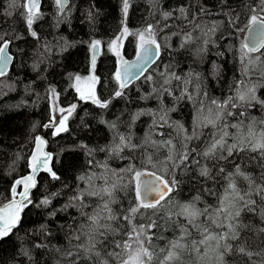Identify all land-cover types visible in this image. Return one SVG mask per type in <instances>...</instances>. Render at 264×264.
<instances>
[{"label":"trees","instance_id":"16d2710c","mask_svg":"<svg viewBox=\"0 0 264 264\" xmlns=\"http://www.w3.org/2000/svg\"><path fill=\"white\" fill-rule=\"evenodd\" d=\"M258 2L129 0L125 16L122 0H68L61 12L56 0H40L39 18L29 30L24 7L26 0H0V35L10 41L8 50L13 54L9 70L0 76V203L10 198L14 179L28 172V157L38 132L48 138L52 169L59 177L54 179L47 173L38 174L37 184L29 196L31 203L26 204L18 225L8 236L0 238V264H73V261L75 264H101L104 259L109 264H116L115 258L107 253L119 251L114 242L126 239L124 233L129 230L123 217L136 205L133 173L120 171L129 165L136 170L156 172L168 180L174 176L178 182L176 190L161 202L159 210L141 208L133 221L137 226H147L155 221L156 226L149 230V235L153 236L152 245L157 252L180 235L181 226L191 233L187 241L201 238L199 230L189 225L186 217L176 213L180 211V205L187 203H194L201 210L209 205L215 208L218 197L227 187L228 173L234 174L232 178L241 194L249 191V182L235 174L237 166L252 178L254 186L264 185V157L258 152L245 150L234 152L232 156H228L227 151L218 153L226 159L197 155L204 150L211 133L216 131L211 125L197 128L198 134H202L199 139L187 142L191 151L188 161L175 169L169 163L167 173L163 161L168 149L159 145L161 140L172 139L180 150L185 133L178 134L177 124L183 125L186 134L191 135L194 119L199 123L209 115V108L215 110L211 104L213 99L223 102L234 95L241 79L249 87L264 85L260 75L264 64L255 69L249 65V75L243 77L240 61L242 35L252 14L249 6L255 7ZM181 7L186 9V18L179 12ZM202 8L205 11L202 12ZM9 12L11 15L7 14ZM164 12H172V15L165 19ZM149 24L153 25L160 46L159 57L142 77L121 88L116 78L118 60L110 43L126 27L128 33L122 43L121 55L132 57L139 38L135 33L143 31ZM31 31L37 36L33 37ZM188 34L191 39H186ZM94 41H100L95 69V92L100 103L81 99L74 87L76 77L90 73ZM258 54L250 55L255 60ZM165 80L170 82L165 83ZM50 87L55 89L60 106L75 105L67 116L66 130L54 135H51L49 125ZM185 88L187 93L181 96ZM117 91L122 95L115 96ZM188 94L192 96L191 100ZM256 96L264 101V86L256 88ZM201 102L203 112L198 111ZM252 103L253 107L239 109L245 111L246 120L237 116L235 119L229 117L227 122L244 120L248 123L252 117L264 119L261 105ZM112 124L116 127L112 128ZM229 131L236 130L230 128ZM118 134L130 136L132 144L142 146L124 148L117 154L112 149L119 143ZM228 143H232L231 138ZM194 160L198 163H193ZM201 167L209 169L208 176L200 174ZM113 171L118 175L113 176ZM93 174L91 182L79 179ZM119 176H123V180H119L120 186L113 193L115 203L111 204L117 216L111 225L118 231L108 233L106 242L97 245L101 256L88 259L82 252L79 258L65 255L68 251L75 253L74 245L84 240L82 237L81 241H69L78 234L75 230L86 223L85 217L81 216V203L89 205L83 208L87 214H92L101 203L99 197L85 196L82 201L71 198L82 191H98L104 186L105 178L110 185L117 182ZM53 193L57 195L53 196ZM45 197L50 200L47 205L41 203ZM249 198L255 201L250 206L254 210L241 211L238 220L243 227L237 228V239L228 241L232 251L224 257L226 264H264V216L261 215L264 200L255 192L251 197H245ZM169 213H172L171 217ZM196 223L201 228L222 231L207 217L197 218ZM214 247L213 242L201 245L200 253L186 251L184 264H219ZM240 247L253 255L241 253Z\"/></svg>","mask_w":264,"mask_h":264},{"label":"snow or ice","instance_id":"6c2138e0","mask_svg":"<svg viewBox=\"0 0 264 264\" xmlns=\"http://www.w3.org/2000/svg\"><path fill=\"white\" fill-rule=\"evenodd\" d=\"M66 0H56V4L63 10ZM222 3H226V0H222ZM129 0H122V12L127 16L129 9ZM27 10L26 23L29 30L32 29V25L36 19L39 18L38 13V0H27V3L24 5ZM250 7L251 15L248 18V24L246 27L253 32L254 36H259L258 40H255L254 43L250 46L248 43H241L240 51V61L243 66L242 76L247 77L249 75V65H252L255 69L259 64H264V60L261 57H264V0H259L258 4L255 7ZM205 11V9H201ZM181 15L186 18V9L181 7L179 9ZM11 15V13H7ZM172 12H164L163 16L165 19L170 17ZM227 15V14H226ZM230 22L232 18L230 17ZM238 19V17H237ZM199 27V25H196ZM128 33L127 28L123 29L122 35ZM139 36V57L143 61H149L154 56L159 54V44L155 39V31L153 25L149 24L143 31L135 33ZM33 37L37 36L35 31H31ZM119 39V37L117 38ZM186 39H191L190 34L186 36ZM10 41L5 40L2 35H0V76L5 75L4 68L7 66V62L10 57L6 54V48ZM100 41L93 42V48L98 45ZM113 45L116 43L114 40ZM207 43V41L205 42ZM155 45V49H153ZM252 53H259L255 56V60L252 59ZM247 59V63L245 60ZM94 62V61H93ZM132 67L140 68L141 64L137 63ZM131 73L126 68L125 69V79L121 82L120 87H125L127 76ZM261 77L264 78V71L260 73ZM118 80L121 79L119 72L116 74ZM151 77H148L150 79ZM79 79V77H77ZM179 80L180 77H175ZM170 81L165 80V83ZM187 83V81H185ZM257 85L252 84L250 87L246 85L244 79H241L237 82L235 88V94L228 96L223 102H219L216 99L211 101V104L215 106V110L212 108L208 109L209 115L204 117L202 121L197 123L194 119V127L191 135L186 134V130L183 125L177 124L178 134L185 133L184 142L180 146V150L176 148V145L173 143L172 139L161 140L159 145L161 147H166L168 149V155L163 161L164 172L167 173L168 165L171 163L173 169L184 165L188 161L191 151L188 150V141H191L193 138L199 139L197 128L212 126L216 131L211 133V139L206 143L204 150L197 155L203 156L204 158L209 159H226L222 154L218 156V153L227 151L228 156H232L234 152H242L245 150H250L252 152H258L261 157H264V119H257L252 117L248 123H245L244 120H239L237 123L229 124L228 118L232 117L235 119L237 116L244 117L245 111H239V109H247L253 107V101L259 103L264 109V101H261L256 96ZM187 93V88L181 93V96H184ZM171 94V93H169ZM122 95V92L117 91L115 96L119 97ZM206 95V94H205ZM91 98V97H89ZM179 99V97L177 98ZM188 99H192V96L188 94ZM100 103L98 100L94 101ZM201 108L199 112H203V104L201 102ZM102 107H106L107 104H101ZM75 107L74 105L72 106ZM229 109H235L237 111H230ZM161 120L164 123H167L164 116H161ZM60 125L64 124V121L61 120ZM156 122L154 121V124ZM47 127V125H46ZM112 128H115L116 125L112 124ZM163 127V124H161ZM235 129V132H230L229 129ZM66 130L63 127L57 128V133L60 131ZM55 134V133H54ZM161 135H163L161 133ZM228 138L232 139V143H228ZM37 147L43 143V141L37 137ZM119 143L115 145L112 149L113 152L119 154L124 150V148L135 149L141 147L142 145H135L131 143V137L125 136L123 134H118ZM148 142L147 140L145 141ZM153 144H156V141H152ZM192 151H195L194 149ZM32 168L33 172L39 169L41 165L46 163V159H41L38 154H33L32 156ZM148 162H152L151 156L148 157ZM91 163V161H90ZM193 163H198V161H193ZM106 167V166H105ZM49 171H51L49 169ZM121 172L133 173V181L135 183V200L136 205L127 210V214L123 219L127 222L129 230L124 233L126 239L120 241H115L114 245L119 251H110L107 253L109 257H114L116 264H184L183 254L186 251H195L200 253L201 245H210L214 242L215 247L214 251L217 254V260L219 264H226L224 257L227 253L232 251V245L228 243L229 240L237 239L239 233L237 231L238 227H243L239 224V216L241 211L244 209L254 210L250 206L255 204V201L252 199H245V197H251L252 193L255 192L257 195H261V199L264 200V185H255L252 178L241 171L240 167L237 166L235 169V174L242 176L245 180L249 182V191L241 194L240 189L236 186L234 181L233 173H228L226 179L228 180L227 187L224 189L223 195L218 197V204L215 208L211 205L206 206L204 209H198L195 207L194 203H187L180 205V211L176 213L177 216H184L188 220V224L192 227H195L200 232L199 240L187 241V237L191 235L187 227H180V235L176 238L168 241L167 245L164 248H160L159 251H156L154 245H152L153 236L149 235V230L155 227V221H152L147 226L141 224L137 226L133 221L137 213H139L141 208L144 209H154L159 210L161 207V202L165 200L166 197H169V194L176 190L178 182L173 176L170 180L165 179L164 176H157L156 173H147L145 171L136 170L133 165H129L127 169H121ZM223 172V169H220ZM200 174L203 176L209 175V169L207 167H201ZM54 179H59L54 172L51 173ZM93 175L90 176H80V180H88L91 182ZM113 176L118 174L113 171ZM150 176L152 179L142 180L141 177ZM119 180H123V176L118 177V181L111 183L109 185L108 180L105 178L104 186L101 187L98 191H82L77 196L72 197L73 201H82L85 196L88 197H99L101 203L96 205V209L92 214H87L83 212V208L88 207L89 205L81 203V216L85 217L86 223L81 224L78 229L75 230L76 233L73 237L69 238L71 242L72 239L76 241H81L83 237L84 240L82 243L74 245L76 252L68 251L65 255L72 257L76 256L79 258L80 253L82 252L85 258L92 259L93 257L99 258L101 253L97 251V245H103L106 242V237L108 233L115 234L118 230L112 228L111 222L117 219L116 214L111 208V204L115 203L113 196L114 190L120 186ZM131 182V181H130ZM16 185H23V191L18 193L21 197V200L17 201L15 199L16 187L12 189L13 199L0 208V238L8 236L12 230L18 225L20 221V212L24 207H26L25 201L31 203V200L28 199L29 190L35 186V176L29 175L20 180H17ZM126 187V185H125ZM53 196L57 193H53ZM200 199V197H196ZM42 204H49L50 200L48 197H45L42 201ZM172 213H169L171 217ZM261 215L264 216V210H262ZM207 217L208 221L214 225L216 228L221 229L220 232H214L209 227L201 228L200 225L196 223L197 218ZM43 227V226H42ZM226 229V230H225ZM264 231V229H262ZM38 247L42 245H37ZM59 251V249H57ZM239 251L245 253L249 257L253 255L251 252H246L244 247H240ZM27 254V253H25ZM75 264V261H73ZM101 264H109L107 259L101 261Z\"/></svg>","mask_w":264,"mask_h":264},{"label":"water","instance_id":"95a60500","mask_svg":"<svg viewBox=\"0 0 264 264\" xmlns=\"http://www.w3.org/2000/svg\"><path fill=\"white\" fill-rule=\"evenodd\" d=\"M26 3H27V0H26ZM67 3H68V0H66L63 9L67 5ZM39 4H40V0H38V5ZM59 11L60 12L62 11L60 9V7H59ZM258 39H259V36H254L253 32H251L247 27L245 28V30L243 32V35H242V42L248 43L251 46L254 43V41L258 40ZM153 49H155V45H153ZM139 52H140V49L138 47L136 49L135 54L132 57H125L123 55H120L119 58H118L117 72H119L120 75H121V79L119 80L120 84L125 79V69L127 68L129 70V72L131 73L130 75L127 76L125 87L129 86L131 83H133L134 81H136L137 79L142 77L145 74V72L148 70V68L151 65H153L156 62V60L158 59V57H159V54H158L157 56H154L153 58H151L149 61H143L138 55ZM6 54H7L8 57H10V59L7 62L6 68H4L5 73L9 70V68H10V66L12 64V61H13V54L11 52H9L8 45H7V48H6ZM98 56H99V44L96 45L95 48H93V45H92V47H91V59H90L91 68H90V73L89 74H90V77H91V81L95 82V83H96L95 69H96ZM137 63L141 64L140 68L132 67L133 65H136ZM78 97H80L81 99H89V100H92V101H97V100L99 101V99H97V97L96 98H94V97L89 98L90 97L89 95L88 96L78 95ZM37 137H39L43 141V143L40 144L39 147H37V139H36ZM33 154H38L41 159H46V161H47L46 163L41 165L39 167V169L36 170L35 172H33V168H32V164H33L32 156H33ZM51 163H52V152L48 148V138L45 135H43L42 133L38 132L37 134H35V136L33 138V146H32L30 155L28 157V172L23 174V175H20V176H18V177H16L14 179V181L12 183V186H11L10 198L8 200L0 203V208H2L5 204H8L13 199L12 189H13L14 186L16 187V193H17V195H15V199L17 201L21 200V197L18 195V193L23 191V185H16L15 182L17 180H20V179H22V178H24L26 176L34 174V176H35V186H36V184H37V176H38L39 173H42V172L43 173H47V174H49V176L52 177L51 173L53 172V169H52ZM49 169L51 171H49ZM145 172L153 173V171H145ZM154 173H156V172H154ZM156 175L157 176H162V175H160L158 173H156ZM141 179L142 180H147V179H152V177L143 176V177H141ZM35 186L32 187L29 190L28 199H29V196H30V192L35 188ZM25 203L27 204V201H25ZM24 208L22 209V211L19 214L20 215V219H21V216H22Z\"/></svg>","mask_w":264,"mask_h":264},{"label":"rangeland","instance_id":"374dc122","mask_svg":"<svg viewBox=\"0 0 264 264\" xmlns=\"http://www.w3.org/2000/svg\"><path fill=\"white\" fill-rule=\"evenodd\" d=\"M123 30L118 33L115 38L111 41L110 43V48L112 52L115 54L117 60L119 56L121 55V50H122V43L124 40L125 35H122ZM119 37V39H117ZM116 41V43L113 45V41ZM136 47H139V38L137 40V45ZM74 87L76 90V94L82 95V96H90L96 98V92H95V82L91 81L90 74L84 76V77H79V79H75L74 81ZM74 104L68 105L66 107H62L59 105L57 101V93L53 87H50L49 89V107H50V120H49V125L50 127V133L51 135H54V133H57V128L58 127H63L65 128L67 125V116L69 113L73 110ZM75 106V105H74ZM264 110V109H263ZM63 120L64 124L60 125V121ZM244 120L245 117H244Z\"/></svg>","mask_w":264,"mask_h":264}]
</instances>
